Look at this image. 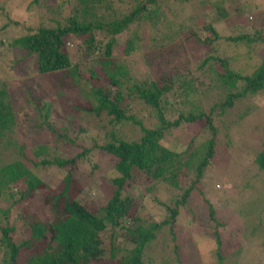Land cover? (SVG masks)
<instances>
[{
    "label": "trees",
    "instance_id": "16d2710c",
    "mask_svg": "<svg viewBox=\"0 0 264 264\" xmlns=\"http://www.w3.org/2000/svg\"><path fill=\"white\" fill-rule=\"evenodd\" d=\"M45 1L49 0H31L29 8L38 7ZM159 1L142 0L129 14L117 18L112 0H77L63 21L55 22V28H27V35L15 37L5 49L12 51L13 47H20L27 50L36 60L38 73H60L61 78L56 81L60 90L65 88L68 79L73 80L75 87L84 85L81 95L87 85L91 86L87 95L92 97V104L89 101L77 105L76 112L101 120V129L105 132L103 137L95 136L90 141L91 148L77 147L78 151L71 157L51 155L48 146L41 145L33 149V155L39 158L32 162L33 168L26 166L22 159L0 163V264H155L153 252L159 247L158 241L166 234L165 230L173 241L172 251L175 253L166 259L180 264L173 226L179 209L186 206L211 165L218 132L214 121L237 102L264 93V62L247 76L232 71L228 59L218 52L219 35L211 24L204 26L201 33L198 29L188 31L185 41L174 42L172 38L168 40L166 34L157 36L152 33L149 44L144 46L139 28L144 17H151L156 12ZM232 1L236 13H241L244 3L248 2ZM90 2L106 9L105 23L98 21L96 14H90L96 22L85 23L84 18H90L87 14L83 17L81 11H89ZM6 3L3 1L0 8L3 9ZM63 5L64 1H61L60 6ZM219 8L218 17H228L225 9ZM247 18V23L238 26L242 30H238L234 37L226 38V43H242L248 47L264 45V15L255 18L249 15ZM167 24L159 23L158 26ZM176 28L183 31L181 26ZM101 33L106 37L103 44L98 38ZM71 37L78 39L74 53L67 48ZM119 42L124 47L115 56L113 52ZM79 52L81 63L96 55L94 66L87 69L88 77L79 71L75 57ZM194 54L200 58L194 59ZM5 87V81L0 80V149L16 143H11L8 136L15 132L16 116ZM198 93L206 97L213 93L221 98L206 112L200 107L192 108V98ZM172 106L181 109L175 118L170 115ZM50 107V103L45 104L39 112L42 124L53 132L55 141L58 139L65 145H72L73 141L65 133L70 128L63 127L65 132L60 133L49 124ZM197 122H205L210 133L203 143L195 146L190 142L181 152L163 145L162 140L171 130ZM127 129H132L133 135H128ZM19 148L22 150L23 146ZM96 152L99 157L106 155L114 159L109 172L110 191L100 206L83 199L86 193L74 175L76 164L82 159L97 157L94 156ZM255 163L264 174V142ZM45 167L64 172L59 184L51 185L39 177L37 169ZM184 169L186 173H183ZM181 172L182 181L178 179ZM190 178H194L193 182L182 188ZM130 186L141 187L143 194L139 197L126 194L125 190ZM157 186L178 192L169 204L157 200L167 211L161 221L141 215L143 200ZM37 193L44 194L43 205L48 208L49 215L44 220L29 207ZM2 202L10 204L2 208ZM15 205H22L20 217L27 226V236L20 241L13 237L15 229L7 220ZM207 205L210 219L222 226L215 219L214 208ZM253 232L256 234V229ZM210 236L216 245L214 257L221 264L222 240L216 230ZM247 242L253 244L252 240ZM259 246L264 253V241ZM167 260L163 263L170 264Z\"/></svg>",
    "mask_w": 264,
    "mask_h": 264
},
{
    "label": "rangeland",
    "instance_id": "374dc122",
    "mask_svg": "<svg viewBox=\"0 0 264 264\" xmlns=\"http://www.w3.org/2000/svg\"><path fill=\"white\" fill-rule=\"evenodd\" d=\"M3 1L7 3L3 9L0 8V80L5 81V89L10 94L15 110V132L8 136L11 143L14 141L16 143L6 148L1 147L0 163L22 159L26 166L33 168L32 162L39 160L33 155V149L41 145L48 146L49 154L60 158L74 156L78 151L77 147L82 145H85L84 148H91L90 141L95 136L103 137L105 132L101 129L103 122L76 112L77 105H83L84 102L89 101L92 104V97L87 95L88 88L91 86L87 85L81 95L84 85L75 87L73 80L68 79L65 88L61 91L60 84L56 82L61 78L60 73H38L34 57L20 47H13L12 51H6V48L16 39L15 37L27 35V28L36 29L41 26L55 28V22L61 23L77 0H49L41 2L34 8H29L31 0H0V5ZM61 1H64L63 6H60ZM140 1L142 0H112V8L117 18H120L134 10ZM234 5L235 2L232 0H160L156 5L158 7L156 12L151 17L148 15L144 17V22L139 28L143 35L142 44L144 46L149 44L152 33L157 36L166 34L168 40L172 38L174 42L185 41L188 31L198 29L201 33L204 26L211 24L219 35L216 46L218 52L228 59L229 68L244 76L250 75L264 62V45L248 47L242 43H226L225 40L237 35L238 30H242L238 26L247 23L249 15L253 18L264 15V0H248L244 3L245 8L241 13L233 11ZM89 6H91L89 11L88 9L81 11L83 17L87 14L90 18L83 19L86 24L96 22L95 19H91L90 14H96L98 16L96 19L100 22L107 21L108 14L102 5L90 2ZM220 6L228 14L225 19L218 17V12L221 11ZM164 22L168 24L158 26L159 23ZM179 26L182 32L176 30ZM98 38L101 44L106 42L103 33L98 35ZM77 42V38H69L67 43L69 52L74 53ZM123 47V43L119 42L113 55H119ZM100 51L102 52L103 49ZM75 57L78 60L80 73L88 77L87 69L94 66L93 60L96 55L93 58L90 56L85 63H81V52ZM193 58L199 59L200 56L194 54ZM207 95L209 97L198 93L192 98L194 100L192 108L200 107L208 112V107L221 98L213 93ZM48 103L51 104L49 124L60 133L65 132L63 127L70 128L65 133L73 141L72 145H65L58 139L59 142L55 141L53 132L42 124L43 118L39 112ZM175 107H171L170 115L173 118L181 112V109ZM216 119L214 125L218 132L211 165L199 183L198 190L196 188L191 193L186 206L179 209V215L173 226L174 244L179 248L180 264H218L214 257L216 245L210 236L215 230L222 240L221 264H264L263 249L259 246L264 241V174L259 171L255 163V158L264 142V93L261 92L237 102ZM204 123L187 124L171 130L162 140L163 145L170 150L181 152L190 142H193L195 146L203 143L210 137ZM81 128L84 131H81ZM126 133L133 135L132 129H127ZM21 146H23L22 150L19 148ZM21 151L23 154H20ZM97 154L96 152L94 156ZM89 158V160L82 159L76 164L74 175L86 193L83 199L94 206H100L110 191L108 182L111 174L109 172L114 159L106 155ZM96 162L97 168L93 169ZM37 170L39 177L51 185L59 184L64 176V172L55 167ZM183 173H186L185 169ZM179 175L178 179L182 181V172ZM193 180L194 178L188 179L182 188L186 185L188 187ZM125 193H132L139 197L143 194V189L130 186ZM174 194L178 195V192L166 191L164 186H157L142 202V217L156 221L163 220L167 211L165 206L157 203V200L169 204ZM43 198V193H37L36 199L29 205L30 210L42 220L47 219L49 215L48 208L43 205ZM81 198L82 196L78 199ZM207 203L214 208L215 219L222 226H217L210 219ZM9 204L10 202H2L1 207L7 208ZM21 210L22 205H15L7 217L10 225L15 229L13 237L19 241L27 236L25 231L27 226L24 219L20 217ZM2 221H4L3 218ZM253 229H256V234ZM165 231L164 237L158 241L159 247H156L153 252L155 264H164L163 260L175 254L172 251L173 241L170 240L167 230ZM246 232L254 233V235L250 236ZM245 233L246 236L242 237ZM248 240H252L253 244L248 243ZM107 243L105 239V244ZM167 261L173 264L171 260Z\"/></svg>",
    "mask_w": 264,
    "mask_h": 264
}]
</instances>
